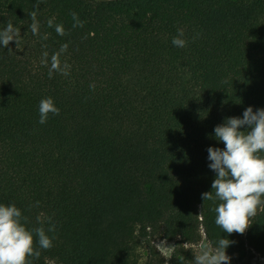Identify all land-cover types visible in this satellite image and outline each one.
Listing matches in <instances>:
<instances>
[{"label":"trees","instance_id":"16d2710c","mask_svg":"<svg viewBox=\"0 0 264 264\" xmlns=\"http://www.w3.org/2000/svg\"><path fill=\"white\" fill-rule=\"evenodd\" d=\"M34 3L0 0V30H21L0 46V203L56 237L33 264H191V247L220 238L235 241L229 256L264 259V205L228 235L218 201L201 198L215 178L207 148L224 147L214 127L264 108V0H42L46 41L30 30ZM178 29L186 47L172 44ZM65 43L70 74L50 79ZM49 96L60 114L40 124ZM156 237L175 244L167 262Z\"/></svg>","mask_w":264,"mask_h":264},{"label":"clouds","instance_id":"9594fccd","mask_svg":"<svg viewBox=\"0 0 264 264\" xmlns=\"http://www.w3.org/2000/svg\"><path fill=\"white\" fill-rule=\"evenodd\" d=\"M42 0H35L34 10L29 13L31 18L30 30L34 36L48 40L50 33L41 34V23L37 19ZM73 27H83L84 21L72 12ZM55 17L47 20L49 28L54 27L60 36L67 35L63 24H55ZM21 30L7 22L6 28L0 30V46L8 48L10 42L20 43ZM184 32L178 29V35L173 37L172 44L176 47H186ZM45 49L47 45H42ZM68 44L50 57L42 53L41 64L49 67L48 76L53 73L64 76L70 74V65L61 60V55L67 52ZM9 52L12 50L9 48ZM94 89L95 85H90ZM39 123L45 124L50 115L60 114L53 97L49 96L39 102ZM214 138L223 143L224 147H208L210 161L208 167L215 173L211 191L201 194L204 201H218L214 207L215 224L223 232L245 234L250 227L249 219L257 215L259 206L264 205V108L253 110L247 107L243 116L226 117L224 122L214 127ZM28 218L23 215L15 203H0V264H33V258L39 259L41 249L53 247L55 235L49 236L43 227L29 228ZM48 232H55V225ZM235 241L220 238L215 244L205 240L200 245V253L194 255L191 264H230L232 257L227 249ZM173 250L175 246H165ZM170 258V257H169ZM181 262L183 257L180 258Z\"/></svg>","mask_w":264,"mask_h":264},{"label":"rangeland","instance_id":"374dc122","mask_svg":"<svg viewBox=\"0 0 264 264\" xmlns=\"http://www.w3.org/2000/svg\"><path fill=\"white\" fill-rule=\"evenodd\" d=\"M151 246L154 247V249L161 254V256L165 259L167 262L173 252V250H169L168 248L164 247L165 246H175L174 243L165 241L162 238L156 237V238H151ZM200 245H196L191 247L192 250L194 251L195 255L200 253ZM145 257V255L143 254ZM232 259L230 264H264V259L251 251L249 248L244 247L240 252L231 255Z\"/></svg>","mask_w":264,"mask_h":264}]
</instances>
